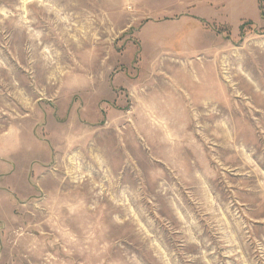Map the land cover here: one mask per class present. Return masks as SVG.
Returning <instances> with one entry per match:
<instances>
[{"label":"rangeland","instance_id":"374dc122","mask_svg":"<svg viewBox=\"0 0 264 264\" xmlns=\"http://www.w3.org/2000/svg\"><path fill=\"white\" fill-rule=\"evenodd\" d=\"M0 264H264V0H0Z\"/></svg>","mask_w":264,"mask_h":264},{"label":"crops","instance_id":"0c3cea01","mask_svg":"<svg viewBox=\"0 0 264 264\" xmlns=\"http://www.w3.org/2000/svg\"><path fill=\"white\" fill-rule=\"evenodd\" d=\"M208 6H210V5H208ZM200 18H203V17L200 16ZM203 19H206V18H203ZM214 97H215V95H214ZM209 99H210V98H209Z\"/></svg>","mask_w":264,"mask_h":264}]
</instances>
